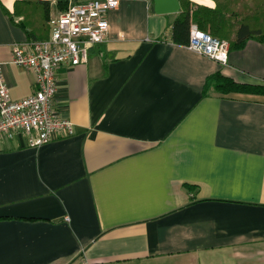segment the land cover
<instances>
[{"label": "crops", "instance_id": "1", "mask_svg": "<svg viewBox=\"0 0 264 264\" xmlns=\"http://www.w3.org/2000/svg\"><path fill=\"white\" fill-rule=\"evenodd\" d=\"M59 1L0 0L11 100L34 90L11 45L88 0ZM118 1L87 62L56 70L54 107L75 134L0 140V264H264V92L205 90L216 72L264 89V43L222 65L171 41L178 13Z\"/></svg>", "mask_w": 264, "mask_h": 264}, {"label": "built area", "instance_id": "2", "mask_svg": "<svg viewBox=\"0 0 264 264\" xmlns=\"http://www.w3.org/2000/svg\"><path fill=\"white\" fill-rule=\"evenodd\" d=\"M118 0H88L70 4L48 20L46 39H25L11 45V63L34 74L33 92L11 100L0 63V140L25 137L28 147L37 148L75 134L74 124L55 110L56 70L62 65L87 62L89 50L106 39V15L118 7ZM185 47L222 65L227 63L229 45L191 25Z\"/></svg>", "mask_w": 264, "mask_h": 264}, {"label": "trees", "instance_id": "3", "mask_svg": "<svg viewBox=\"0 0 264 264\" xmlns=\"http://www.w3.org/2000/svg\"><path fill=\"white\" fill-rule=\"evenodd\" d=\"M212 1L215 5L213 8H209L189 1L180 2V0H178L180 11L176 19L171 23V41L173 43L177 45H187L190 38L191 25H195L198 30L219 40L221 39L216 35L224 31L226 27H232V35L228 41L229 49H240L249 38L253 37H257L259 41L264 43V28L255 25L252 26L247 21L244 8L242 7L244 5L239 4L241 0ZM59 3L65 4L66 2L61 0ZM211 86L215 90L222 92H264V89L259 86H242L235 84L231 79L223 77L219 72L207 78L205 90Z\"/></svg>", "mask_w": 264, "mask_h": 264}, {"label": "rangeland", "instance_id": "4", "mask_svg": "<svg viewBox=\"0 0 264 264\" xmlns=\"http://www.w3.org/2000/svg\"><path fill=\"white\" fill-rule=\"evenodd\" d=\"M244 6V13L245 17H247V21L252 26H259L264 28V0H241V3ZM233 28L229 27L222 31L219 35H216L223 41L228 43L231 35H232Z\"/></svg>", "mask_w": 264, "mask_h": 264}, {"label": "water", "instance_id": "5", "mask_svg": "<svg viewBox=\"0 0 264 264\" xmlns=\"http://www.w3.org/2000/svg\"><path fill=\"white\" fill-rule=\"evenodd\" d=\"M153 9L157 14L178 13L180 6L178 0H153Z\"/></svg>", "mask_w": 264, "mask_h": 264}]
</instances>
